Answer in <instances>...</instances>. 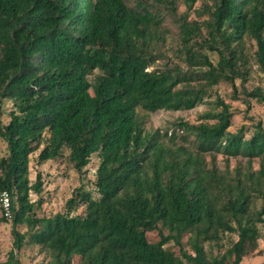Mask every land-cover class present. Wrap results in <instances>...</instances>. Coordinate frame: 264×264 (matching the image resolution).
I'll return each instance as SVG.
<instances>
[{
	"label": "trees",
	"instance_id": "1",
	"mask_svg": "<svg viewBox=\"0 0 264 264\" xmlns=\"http://www.w3.org/2000/svg\"><path fill=\"white\" fill-rule=\"evenodd\" d=\"M199 1L0 0V193L14 246L0 264H23L24 247L51 264H241L261 253L264 123L235 124L239 111L213 89L227 82L246 110L264 105V0ZM202 104L195 120L146 127L150 112ZM64 155L78 172L97 156L95 179L45 210L32 162Z\"/></svg>",
	"mask_w": 264,
	"mask_h": 264
},
{
	"label": "rangeland",
	"instance_id": "2",
	"mask_svg": "<svg viewBox=\"0 0 264 264\" xmlns=\"http://www.w3.org/2000/svg\"><path fill=\"white\" fill-rule=\"evenodd\" d=\"M130 3L131 1L128 0ZM201 0L197 3L199 7ZM181 9H184L183 7ZM170 59L176 60L170 50ZM262 82V79L257 74L248 82L246 86L252 88L254 84ZM238 87H241V80L236 81ZM214 91L218 92L227 102H230L239 113L233 117L235 124L243 122L244 117L251 116L254 121L262 120L264 123V105L252 100V107L250 110H246V106L241 100H235L232 98L233 88L230 83L222 82L215 86ZM6 106L10 108V101L6 103ZM208 108L207 104H202L191 110L171 111V110H158L156 112H150L145 117L146 127L150 129H166L172 126L178 118H186L195 120L202 112ZM5 115V120H7ZM7 153L6 142L0 137V159ZM244 161V159H240ZM98 157L94 156L89 166H87L83 172H78L73 162L67 157L63 156L57 159L49 160L44 164H37L36 160L32 162V178H36V172L41 171L43 173L44 192L43 195L47 198L45 202V210H59L63 209L67 199L73 194L74 189L81 184H84L86 188L92 187V180L95 179V172L98 166ZM218 163L221 165L224 163V156L218 155ZM238 161L231 159V166H235ZM255 167H258V163H255ZM1 173V169H0ZM37 198V195H33ZM82 211V208L79 212ZM3 210L0 202V256L2 259H6L13 246V236L11 233V219L7 221L3 220ZM146 230L150 239L155 240L158 238V234L154 227L146 225ZM185 245L188 243L185 241ZM208 255L218 253L219 246L216 242H207L205 244ZM259 249L261 253L245 256L241 264H264V235L260 240ZM17 255L23 261V264H51L49 257L44 253H39L36 247H24L21 250L15 249Z\"/></svg>",
	"mask_w": 264,
	"mask_h": 264
},
{
	"label": "built area",
	"instance_id": "3",
	"mask_svg": "<svg viewBox=\"0 0 264 264\" xmlns=\"http://www.w3.org/2000/svg\"><path fill=\"white\" fill-rule=\"evenodd\" d=\"M0 202H1V207L3 210V214L7 218H11L12 217L11 196L8 190H4L0 193Z\"/></svg>",
	"mask_w": 264,
	"mask_h": 264
}]
</instances>
